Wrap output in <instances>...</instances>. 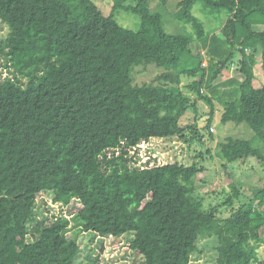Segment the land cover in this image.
<instances>
[{"label":"trees","instance_id":"obj_1","mask_svg":"<svg viewBox=\"0 0 264 264\" xmlns=\"http://www.w3.org/2000/svg\"><path fill=\"white\" fill-rule=\"evenodd\" d=\"M97 1L0 0L10 31L0 41V264H76L80 233L127 235L142 264H191L203 242L214 264H257L264 187L248 197L232 183L206 206L203 166L142 168L132 151L153 139L203 144L182 120L204 102L208 130L220 106L222 123L254 132L221 143L227 166L264 165V0ZM198 4L225 13L222 28L209 32ZM122 11L138 30L119 24ZM152 65L165 73L136 85L135 69ZM40 199L66 213L38 218Z\"/></svg>","mask_w":264,"mask_h":264},{"label":"rangeland","instance_id":"obj_2","mask_svg":"<svg viewBox=\"0 0 264 264\" xmlns=\"http://www.w3.org/2000/svg\"><path fill=\"white\" fill-rule=\"evenodd\" d=\"M93 1L102 8L100 1ZM111 2L113 1L111 0ZM110 8V4L104 6L106 11H109ZM104 13L110 15L111 12ZM194 15L205 23L209 32L222 28V22L227 20L225 13L219 15L205 14L202 11L201 4H198L194 8ZM117 21L123 27L134 31L138 30L140 26V19L137 16L123 11L117 15ZM170 28L173 30L172 27ZM168 32L170 33L169 30ZM9 33V28L0 21V41L6 39ZM3 63L4 61L0 62V82L5 79L7 74ZM163 73H165V70L158 69L153 65L137 67L134 71L135 84L139 86L150 84ZM257 75H259L258 78L263 82L261 70L258 69ZM230 76L228 75V77ZM224 78L222 77L221 80H224ZM183 81L184 84L182 87L186 90V84L190 80L184 78ZM187 92L189 93L188 90ZM221 111L222 107L218 106L214 121L210 124L209 130L206 127L209 125L208 120L211 107L204 102H199L198 113L192 111L183 118V125L197 123L198 129H201L204 135L203 144L195 143L190 146L177 138L169 140L153 139L139 149L134 159L138 164L140 162L145 163L146 161H150L160 165L178 162L188 166L193 163H198L203 166L206 171L200 174L197 183L198 189L201 191L200 194L206 201V206L223 203L232 191V183L241 185V192L248 197H252L255 188L264 187V165L251 159L246 162H238L227 166L219 149L221 143L227 138L250 140L254 137V132L247 125L222 123L220 121ZM210 133L213 134V139ZM200 154H203V159L198 157ZM225 165L227 168H225ZM235 203V207L237 208L239 202L237 203L235 201ZM36 211V216L40 219L47 217L48 214L66 213L65 209H60L50 203L46 204V201L43 199H40L38 202ZM129 239V236L126 235L121 239H108L101 243L93 234L80 233L77 237L80 252L76 264H142L143 258L132 251ZM201 247L204 251L203 254L194 255L191 264H214L215 252L212 246L203 242ZM257 264H264V245L259 249V262Z\"/></svg>","mask_w":264,"mask_h":264},{"label":"built area","instance_id":"obj_3","mask_svg":"<svg viewBox=\"0 0 264 264\" xmlns=\"http://www.w3.org/2000/svg\"><path fill=\"white\" fill-rule=\"evenodd\" d=\"M7 75V74H6ZM147 143V142H143L142 144H140L136 149H134V151H132V154H135L136 151H139V149H141L142 147H144V144ZM149 163V164H148ZM139 166H142V168H147V167H154L156 165V163H153V162H148L146 161L145 163L143 162H140L138 164ZM147 165V166H146ZM160 165V164H159Z\"/></svg>","mask_w":264,"mask_h":264}]
</instances>
